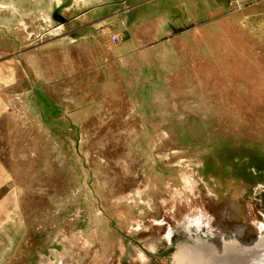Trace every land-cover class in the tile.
I'll list each match as a JSON object with an SVG mask.
<instances>
[{"label":"rangeland","instance_id":"374dc122","mask_svg":"<svg viewBox=\"0 0 264 264\" xmlns=\"http://www.w3.org/2000/svg\"><path fill=\"white\" fill-rule=\"evenodd\" d=\"M0 64V264L264 227V0H0Z\"/></svg>","mask_w":264,"mask_h":264},{"label":"water","instance_id":"95a60500","mask_svg":"<svg viewBox=\"0 0 264 264\" xmlns=\"http://www.w3.org/2000/svg\"><path fill=\"white\" fill-rule=\"evenodd\" d=\"M201 220H203V222ZM180 222L181 223L177 226V228L176 229L174 228L175 230L170 232L172 237L175 235V233L179 234V233H184V232L188 235V240L192 238V235L194 236L198 234H199L198 236L202 235L204 238L207 236L214 237V239H216L215 242H217L218 244L213 242L212 244L209 243L208 246L209 248H211V250L215 248L218 251L217 253H220L221 250L219 249H221L224 245H227L221 242L222 239L226 238L227 236L228 237L233 236L234 239L235 238L237 239L238 237L239 245H243V246L248 245L249 248H251V247H254L256 242L260 241L259 239L260 234L264 231V227L261 230L257 229V234L255 235V237L250 239L249 241H246L244 238L245 232L243 229L237 230V229H227L226 227H219L217 223L214 222L213 219L209 220L205 216H200V217L185 216V218L181 220ZM208 222L210 226L208 225ZM172 243L173 241H170L171 246H172ZM187 243L188 242L183 241L182 246H185V248L189 247L190 245L188 246ZM226 248H228V246ZM173 251L175 252L174 249ZM221 256L214 258L213 261L211 260L212 262L211 264H264V245L262 247L254 248L252 250L240 251L238 248L234 252L230 251V254L225 256L224 259L220 258ZM194 260H195L194 258H191V256H189L188 258L184 260V264H193L191 262H194V264H201V262L194 261Z\"/></svg>","mask_w":264,"mask_h":264},{"label":"bare ground","instance_id":"6f19581e","mask_svg":"<svg viewBox=\"0 0 264 264\" xmlns=\"http://www.w3.org/2000/svg\"><path fill=\"white\" fill-rule=\"evenodd\" d=\"M261 229H260V227L258 228V230H261ZM168 236H170V235H168ZM168 236H167V239L169 238ZM153 238H155V239H151L146 243V247L148 250H150L151 248H154L155 243H156L155 240L159 239V236L155 235V236H153ZM205 238H203V237L198 238L195 236L194 239L190 238L189 240H182L184 242H188L187 243L188 246L190 245L187 248H185V246H182V244L179 245L178 243L177 244L172 243V248L175 250V252L172 251V252H169L168 254L171 258L174 259L173 264H184V260L186 258H188L189 256H191V258H194L195 259L194 261L201 262V264H203V263L211 264L212 263L211 260L213 261L214 258L223 255L220 258L224 259L225 256L230 254V251L234 252L238 248L240 251L252 250L254 248H259V247H262L264 245V234H263V232L260 234V237H259L260 241L256 242L254 247H251V248H249L248 245H244V246L239 245V243H238L239 238L238 237H237V239L235 238L237 241L234 238L229 237V238L222 239L221 242H223L224 244H227V245H224L221 249H219V250H221V252L217 253L218 251L215 248L213 250H211V248H209V246H208L209 243L212 244L213 242L218 244L217 242H215L216 240L213 237L211 240L210 239L206 240ZM169 239H171V238H169ZM187 239H188V235H187ZM227 246H228V248H226ZM140 258H141L140 259L141 261H146L145 255L141 256ZM191 263L194 264V262H191Z\"/></svg>","mask_w":264,"mask_h":264},{"label":"crops","instance_id":"0c3cea01","mask_svg":"<svg viewBox=\"0 0 264 264\" xmlns=\"http://www.w3.org/2000/svg\"><path fill=\"white\" fill-rule=\"evenodd\" d=\"M3 74H4V69L0 64V78L2 80V87H3ZM3 91H0V116H3L4 114V103H3Z\"/></svg>","mask_w":264,"mask_h":264},{"label":"flooded vegetation","instance_id":"af4514ba","mask_svg":"<svg viewBox=\"0 0 264 264\" xmlns=\"http://www.w3.org/2000/svg\"><path fill=\"white\" fill-rule=\"evenodd\" d=\"M252 227H253V226H252ZM246 229H248L247 226H246ZM164 240H165V239H164ZM165 241H166V243L169 242V238H168L167 240H165ZM170 241H172V236H171ZM167 244H168V243H167ZM163 248H164V246H163ZM164 249H166V248H164ZM161 251H162V250L159 249V250H157V253H161ZM157 253H156L155 256L153 257L154 260H155V259L157 258V256H158Z\"/></svg>","mask_w":264,"mask_h":264},{"label":"built area","instance_id":"2783aa9c","mask_svg":"<svg viewBox=\"0 0 264 264\" xmlns=\"http://www.w3.org/2000/svg\"><path fill=\"white\" fill-rule=\"evenodd\" d=\"M118 39H119V36H116V35L113 36L114 42H116Z\"/></svg>","mask_w":264,"mask_h":264}]
</instances>
